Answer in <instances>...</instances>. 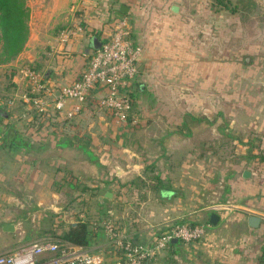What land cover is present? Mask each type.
Wrapping results in <instances>:
<instances>
[{"label":"crops","instance_id":"0c3cea01","mask_svg":"<svg viewBox=\"0 0 264 264\" xmlns=\"http://www.w3.org/2000/svg\"><path fill=\"white\" fill-rule=\"evenodd\" d=\"M26 2L29 38L8 65L17 69L26 57L57 89L81 76L94 51L91 41L107 39L117 22L109 26L110 14L121 4L129 7L124 19L142 53L126 126L117 127L109 111H96L94 98L72 119L40 118L21 101H0V256L23 246L5 245L19 228L7 220L11 213L23 214L25 203L54 204L61 192L71 199L43 219L64 224L73 203H95L100 212L116 202L119 223L140 243L154 240L152 227L207 224L203 239L172 243L157 264H264V81L243 59L249 36L242 19H219L212 0H109L92 14L93 0ZM68 30L75 34L65 37ZM17 78H10L15 88L21 87ZM133 206L138 214L131 215ZM82 207L78 217L89 212ZM252 216L259 219L255 226ZM6 224L15 231H4ZM42 238L55 240L34 241ZM104 242L99 230L91 246Z\"/></svg>","mask_w":264,"mask_h":264},{"label":"built area","instance_id":"2783aa9c","mask_svg":"<svg viewBox=\"0 0 264 264\" xmlns=\"http://www.w3.org/2000/svg\"><path fill=\"white\" fill-rule=\"evenodd\" d=\"M70 34L75 33L71 30L63 33L65 37ZM141 53V46H136L130 37L128 21L117 20L77 80L57 89L47 82L43 72L25 63L17 72L26 91L10 97L3 104L11 106L18 100L27 104L29 110L63 114L72 119L82 113L88 100L94 98L96 111L107 110L117 127L126 126L131 111L130 84L139 72ZM84 218L85 213L79 215V219ZM98 225L105 236V242L99 248L42 238L13 253L1 255L0 264H157L174 240L183 245L200 241L207 228V224L191 222H175L163 229L152 227L158 232L154 240L140 243L112 219Z\"/></svg>","mask_w":264,"mask_h":264},{"label":"rangeland","instance_id":"374dc122","mask_svg":"<svg viewBox=\"0 0 264 264\" xmlns=\"http://www.w3.org/2000/svg\"><path fill=\"white\" fill-rule=\"evenodd\" d=\"M95 2H91V5L89 6V11L92 14V11L94 13L95 9H98V7L101 5L108 4L109 0H93ZM100 1V3H99ZM128 1V0H125ZM212 2H215L217 6L215 7H221L222 9H219L218 18H226V19H232L237 16V18L242 19L243 21V29H244V34H246L248 37V41L244 43V47L242 48L244 51L243 59L247 58L248 61L250 60L251 63V69L254 72H257L256 77H258L259 80L262 82L264 81V50L262 49L264 47V0H231L230 7L231 8H237V11L234 13L226 12L223 10V6H221L219 3H217V0H212ZM236 6V7H235ZM143 16L147 17V14H150L149 10L143 11ZM235 16V17H234ZM238 29V28H237ZM31 45L35 48L36 46H40L39 43H31ZM235 47H238V43H233ZM33 48V49H34ZM234 52H236L237 49L234 48ZM33 51V52H32ZM35 51V54L39 57L40 55L43 56L44 52H38L37 50H31V54H33ZM233 52V53H234ZM80 56L83 57V55L80 53ZM86 59V58H85ZM28 62V59L25 57L24 60H22L20 63H18V68L22 64H25ZM48 64V63H47ZM14 67L12 65H6V66H0V96L5 95L6 99H9L10 97L17 96L19 94H22L26 91V87L23 83H21V79L17 78L18 77V72L15 73V76L20 82L19 88H13L10 87L9 89H5L8 84L11 82V74L13 73ZM74 68V67H73ZM11 94L13 96H11ZM159 96L161 98H166L167 97V92L164 90H160L158 92ZM157 94V95H158ZM236 96V92H234ZM4 100L2 101V103ZM132 111V108H131ZM85 173L92 174L93 172L89 169L85 171ZM62 189V188H61ZM64 189V188H63ZM60 197L57 199L56 203L54 204H41L38 206L35 204L34 206H31L30 204L25 203L23 210V214H18L15 212H12L10 218H8V221L14 222L19 226L18 230L16 231V238L10 242H7L5 245H7V248H16L20 247L21 245H25L29 242L34 241L36 238L43 237V236H49L51 238L52 234L56 235H61L64 230L68 229V226L72 223L78 222L79 217L77 216V213L75 212L78 210V208H81L82 204L73 203V206L75 209L73 212L70 214L72 216H69V218H66L64 221V224H61V219L60 218H47L43 219V214L44 212H55L56 210L50 209L52 206H56V208H59L58 212L63 208V206L68 202L71 197L68 195L66 196L65 194L59 192ZM75 194H77L75 190ZM132 193V197H134ZM130 199V196L129 198ZM72 204V203H71ZM125 204H128L127 202ZM131 204V203H129ZM133 205V204H132ZM36 206V207H35ZM123 206V205H122ZM86 211L89 212H95L97 210V204L95 203H90L87 204L85 207ZM105 208V214H109L112 218L116 219L119 222H122V220L119 219L120 217V212L119 210V204L115 203H108L104 206ZM134 206L132 207V214L134 215L135 213L138 212L137 209L134 210ZM79 211V210H78ZM128 213V212H127ZM138 214V213H137ZM17 215H21L24 218H20ZM31 218V219H28ZM124 218H126V214L124 215ZM113 220V219H112ZM67 223H66V222ZM21 222V223H20ZM72 222V223H71ZM63 223V222H62ZM40 229V230H39ZM53 239V238H52ZM55 240L57 238H54Z\"/></svg>","mask_w":264,"mask_h":264},{"label":"trees","instance_id":"16d2710c","mask_svg":"<svg viewBox=\"0 0 264 264\" xmlns=\"http://www.w3.org/2000/svg\"><path fill=\"white\" fill-rule=\"evenodd\" d=\"M217 3L223 6V10L225 11L230 13L237 11V8L230 7L231 0H217ZM215 5L217 4L215 3ZM219 9L222 8L220 7ZM29 17L30 11L26 0H0V66L10 64L21 52H23L29 38ZM109 26L112 28L113 24L109 22ZM105 41L104 39L92 40L90 46L94 50L93 53L98 50ZM93 53H91L89 57H91ZM33 68L40 71L39 69L41 67L33 66ZM17 70L18 68L13 70L11 77L17 73ZM10 87L15 88V85L10 82L5 89H9ZM129 94L131 108H133L135 96L132 95L131 91ZM5 99V95L0 96V101H5ZM30 112L32 115L40 118L47 116L51 119V116L56 118L57 115L50 112L38 113L35 110H31ZM4 113L5 112L0 109V116H3ZM59 115L64 116L63 114ZM131 115L132 111L129 113V118ZM257 157L261 156L257 155ZM262 158H264V156H262ZM100 212H88L85 214L84 219H78L76 225L70 224L68 229L64 230L61 235L52 234L51 237L61 241L72 242L77 245L91 246L93 238L98 235L99 230H102V227L99 226L98 223L113 219L116 224L121 225L119 221L109 216V214L103 216L105 213L103 209H101Z\"/></svg>","mask_w":264,"mask_h":264},{"label":"water","instance_id":"95a60500","mask_svg":"<svg viewBox=\"0 0 264 264\" xmlns=\"http://www.w3.org/2000/svg\"><path fill=\"white\" fill-rule=\"evenodd\" d=\"M171 10L173 12L177 13L179 11V7L174 5V6L171 7ZM128 13H129V7L126 4H121L119 9L113 10L111 12V14H110V22L114 23L117 20L123 19V18H125L127 16ZM57 94H59V92H57ZM249 175H250L249 171H245L244 172V177H247ZM162 193H163V195H166L168 193V191L167 190H163ZM105 197L106 198H111L112 197L111 192H107L105 194ZM215 218L216 217L213 216L211 218V220H214ZM249 221H250V225L255 226L256 223L259 221V219L257 217H255V216H252ZM2 229L4 231H6V232H13V231H15V226L13 224H6V225L2 226ZM175 242H177V241L174 240L173 243H175Z\"/></svg>","mask_w":264,"mask_h":264}]
</instances>
